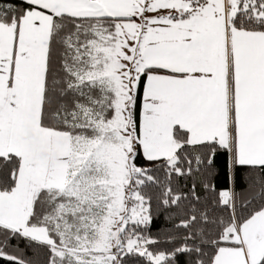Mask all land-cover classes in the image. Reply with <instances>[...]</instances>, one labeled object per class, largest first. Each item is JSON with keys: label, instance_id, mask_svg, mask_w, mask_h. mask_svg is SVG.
Instances as JSON below:
<instances>
[{"label": "snow or ice", "instance_id": "snow-or-ice-1", "mask_svg": "<svg viewBox=\"0 0 264 264\" xmlns=\"http://www.w3.org/2000/svg\"><path fill=\"white\" fill-rule=\"evenodd\" d=\"M0 264H264V0H0Z\"/></svg>", "mask_w": 264, "mask_h": 264}]
</instances>
